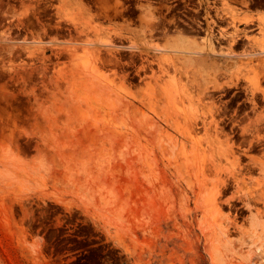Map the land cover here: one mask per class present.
Segmentation results:
<instances>
[{
    "label": "rangeland",
    "instance_id": "374dc122",
    "mask_svg": "<svg viewBox=\"0 0 264 264\" xmlns=\"http://www.w3.org/2000/svg\"><path fill=\"white\" fill-rule=\"evenodd\" d=\"M248 1L0 0V264H264Z\"/></svg>",
    "mask_w": 264,
    "mask_h": 264
},
{
    "label": "bare ground",
    "instance_id": "6f19581e",
    "mask_svg": "<svg viewBox=\"0 0 264 264\" xmlns=\"http://www.w3.org/2000/svg\"><path fill=\"white\" fill-rule=\"evenodd\" d=\"M244 22L245 23H250L251 22V19H249V18H246V19H244ZM254 83V82H253ZM261 251V249L259 248V252ZM260 253H262V252H260ZM263 255L261 256V257H263L264 256V253H262ZM261 255V254H260ZM214 260H215V262H214V264H217V257H216V255H215V258H214Z\"/></svg>",
    "mask_w": 264,
    "mask_h": 264
},
{
    "label": "flooded vegetation",
    "instance_id": "af4514ba",
    "mask_svg": "<svg viewBox=\"0 0 264 264\" xmlns=\"http://www.w3.org/2000/svg\"><path fill=\"white\" fill-rule=\"evenodd\" d=\"M249 3L251 2L252 4H255V0H251V1H248ZM179 4H175L174 6H178ZM253 13L254 12H256V11H252ZM251 19H252V22H253V18L251 17ZM251 22V23H252ZM243 23H245L244 21H243ZM204 26H205V23H202ZM246 24H250V23H246ZM203 30H205L206 29V27H204V28H202Z\"/></svg>",
    "mask_w": 264,
    "mask_h": 264
},
{
    "label": "crops",
    "instance_id": "0c3cea01",
    "mask_svg": "<svg viewBox=\"0 0 264 264\" xmlns=\"http://www.w3.org/2000/svg\"><path fill=\"white\" fill-rule=\"evenodd\" d=\"M258 13L262 12V11H257ZM257 12H254L255 15H257L258 13Z\"/></svg>",
    "mask_w": 264,
    "mask_h": 264
}]
</instances>
